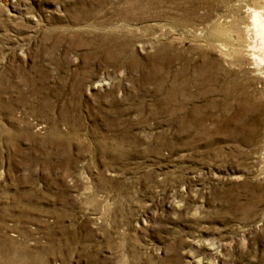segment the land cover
I'll return each mask as SVG.
<instances>
[{
	"label": "rangeland",
	"instance_id": "374dc122",
	"mask_svg": "<svg viewBox=\"0 0 264 264\" xmlns=\"http://www.w3.org/2000/svg\"><path fill=\"white\" fill-rule=\"evenodd\" d=\"M264 0H0V264H264Z\"/></svg>",
	"mask_w": 264,
	"mask_h": 264
},
{
	"label": "bare ground",
	"instance_id": "6f19581e",
	"mask_svg": "<svg viewBox=\"0 0 264 264\" xmlns=\"http://www.w3.org/2000/svg\"><path fill=\"white\" fill-rule=\"evenodd\" d=\"M254 24L257 36L261 38L264 46V20L259 13L254 14Z\"/></svg>",
	"mask_w": 264,
	"mask_h": 264
}]
</instances>
